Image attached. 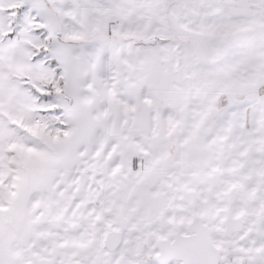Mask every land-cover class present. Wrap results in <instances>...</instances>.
<instances>
[{
	"label": "snow or ice",
	"instance_id": "snow-or-ice-1",
	"mask_svg": "<svg viewBox=\"0 0 264 264\" xmlns=\"http://www.w3.org/2000/svg\"><path fill=\"white\" fill-rule=\"evenodd\" d=\"M0 264H264V0H0Z\"/></svg>",
	"mask_w": 264,
	"mask_h": 264
}]
</instances>
